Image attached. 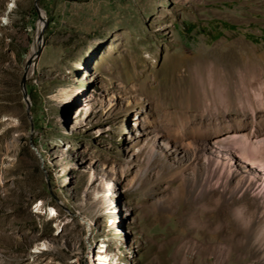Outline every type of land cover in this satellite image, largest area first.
<instances>
[{"label": "rangeland", "instance_id": "374dc122", "mask_svg": "<svg viewBox=\"0 0 264 264\" xmlns=\"http://www.w3.org/2000/svg\"><path fill=\"white\" fill-rule=\"evenodd\" d=\"M262 145L264 0H0V264H264Z\"/></svg>", "mask_w": 264, "mask_h": 264}, {"label": "bare ground", "instance_id": "6f19581e", "mask_svg": "<svg viewBox=\"0 0 264 264\" xmlns=\"http://www.w3.org/2000/svg\"><path fill=\"white\" fill-rule=\"evenodd\" d=\"M9 1H13V0H9ZM39 14H40L41 18L40 19L38 18L39 20L37 22V30L38 31H40V29H41L40 23H42V20H43L42 19L43 13L41 11H39ZM36 42L38 43V41H36ZM79 96L83 97V99L81 98V101L86 102L85 106L80 105L79 108L81 110H85L86 108H88V102L85 99L86 93H80ZM224 141H226V139H224ZM217 145L218 146H215V147H217V149H219V151L224 152L223 153V159L228 158L227 152L230 151V148L221 142L217 143ZM261 151L264 154V146L261 148ZM238 158H239V163H241V164H239V166H241L240 167L241 171L240 170H239L240 172L235 171V173H236V176L239 178V181L250 183L253 181L254 176H256V174H258V172L261 174V179H262L261 181L262 182L260 183L261 188L258 191L257 199L259 201L258 215L260 218H262L263 222H262L261 227L258 230V240L264 241V163L262 161L258 160L256 157L249 155L246 152H239ZM207 161L209 162V164H213L214 166L225 165L224 160L222 161V160H220V157L214 156V155H212V156L210 155V157L207 159ZM260 162H262V163H260ZM50 211H51V213L53 212L52 209ZM85 256H86L85 258L87 260V264H109V253L106 251L104 244H98L96 246L95 250L93 248H88Z\"/></svg>", "mask_w": 264, "mask_h": 264}, {"label": "water", "instance_id": "95a60500", "mask_svg": "<svg viewBox=\"0 0 264 264\" xmlns=\"http://www.w3.org/2000/svg\"><path fill=\"white\" fill-rule=\"evenodd\" d=\"M35 12H36L37 19L38 18L40 19L41 16L39 14V10L36 7H35ZM43 21H44V19L42 20V23H43ZM36 40L37 41L40 40V33L36 36ZM39 48H40V45L38 44L35 51L27 58L26 63L23 67V71H22L21 78H20V89H21V96L23 99H25V93H24V89H23V86H24L23 81L25 79V72L27 70L28 65L31 63V61H33V59L38 55Z\"/></svg>", "mask_w": 264, "mask_h": 264}]
</instances>
